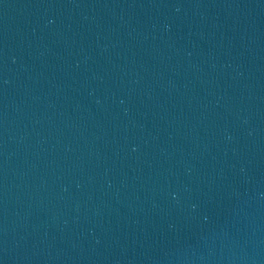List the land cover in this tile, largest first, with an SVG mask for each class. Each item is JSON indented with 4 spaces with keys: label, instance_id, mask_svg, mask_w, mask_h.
<instances>
[{
    "label": "water",
    "instance_id": "1",
    "mask_svg": "<svg viewBox=\"0 0 264 264\" xmlns=\"http://www.w3.org/2000/svg\"><path fill=\"white\" fill-rule=\"evenodd\" d=\"M0 264H264V0H0Z\"/></svg>",
    "mask_w": 264,
    "mask_h": 264
}]
</instances>
